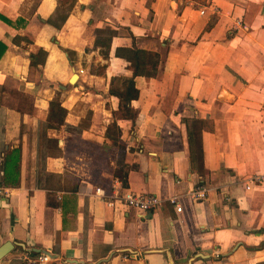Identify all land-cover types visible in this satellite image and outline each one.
<instances>
[{
	"label": "crops",
	"instance_id": "crops-1",
	"mask_svg": "<svg viewBox=\"0 0 264 264\" xmlns=\"http://www.w3.org/2000/svg\"><path fill=\"white\" fill-rule=\"evenodd\" d=\"M60 14L61 27L47 22ZM99 30L114 34L109 58ZM134 43L162 61L157 77L135 79L133 121L118 118L110 88L133 74L115 53ZM5 46L0 175L12 150L20 163L18 184L0 195V246L14 243L0 264H264V183L246 188L264 174V0H74L59 14L58 0H0ZM40 48L47 56L32 69ZM79 68L86 76L60 98L65 124L49 128L50 102ZM114 118L125 153L106 135ZM188 119L205 126L202 173ZM123 168L127 186L115 175ZM126 191L176 196L182 211L169 201L145 214L106 204ZM27 251L50 259L32 263Z\"/></svg>",
	"mask_w": 264,
	"mask_h": 264
},
{
	"label": "trees",
	"instance_id": "trees-1",
	"mask_svg": "<svg viewBox=\"0 0 264 264\" xmlns=\"http://www.w3.org/2000/svg\"><path fill=\"white\" fill-rule=\"evenodd\" d=\"M74 0H58V14L59 11H65L67 7H70ZM67 14H60L56 18H50L48 23L53 24L56 27H61L66 21ZM112 31L99 30L96 37V46L101 47V53L104 57L109 58V50L113 39ZM6 46L0 52V57L5 51ZM116 56L129 61L132 65L133 74L131 76H115L111 79L110 94L119 98V110L116 113L118 118H125L135 120L137 117V110L132 106V101L136 100L140 96V90L136 86V77L144 76L147 78L157 77L159 74V66L162 61L161 54L156 51L146 50L140 48L134 43L131 47H118L116 49ZM47 56V52L40 48L37 53L31 55L30 66L35 69L38 64L44 62ZM34 71V70H33ZM77 77H74L76 80ZM67 115V109L62 106V101L59 96L53 98L50 102L48 124L49 128H59L65 124V118ZM188 128L189 143L191 148V163L192 169L203 172V146L201 134L205 127L199 119L186 120ZM107 137L112 141L114 146H118L120 152L127 151L126 145L122 143L121 135L122 131L119 127L117 120L114 118L112 123L107 127ZM49 143L50 154H55L60 151L58 146V140L54 138H48L47 135H43ZM20 163V150L14 149L11 153L7 154L6 162L2 167V173L0 175V185L16 186L18 184ZM116 177H118L124 186L128 184V168H123L115 171ZM29 258L35 259L41 254L35 251H27Z\"/></svg>",
	"mask_w": 264,
	"mask_h": 264
},
{
	"label": "built area",
	"instance_id": "built-area-1",
	"mask_svg": "<svg viewBox=\"0 0 264 264\" xmlns=\"http://www.w3.org/2000/svg\"><path fill=\"white\" fill-rule=\"evenodd\" d=\"M201 12L202 14L205 13L204 10H202ZM215 12H217V9H215ZM257 183H264V174L256 175L252 179H250L248 184L246 185V188L251 189L252 185ZM5 192L6 189L2 185H0V195ZM96 194L105 195L103 189L101 188H98L96 190ZM194 197L196 199H204L206 197L205 190L203 188H199L194 192ZM166 201H169L172 205H174L177 211H182V207L179 203L178 197L176 196L164 199L157 194L136 193L132 191H126L123 194H113L109 199L106 200V204L114 209L127 207L135 209L139 213L145 214L160 209ZM49 259L50 256L43 254L35 259L29 258V261L32 263H37L48 261Z\"/></svg>",
	"mask_w": 264,
	"mask_h": 264
},
{
	"label": "rangeland",
	"instance_id": "rangeland-1",
	"mask_svg": "<svg viewBox=\"0 0 264 264\" xmlns=\"http://www.w3.org/2000/svg\"><path fill=\"white\" fill-rule=\"evenodd\" d=\"M90 71H94V69L93 68H91L90 69ZM73 73H77V74H82V78L83 77H85L86 76V74L85 73H83V70H81L80 68L79 69H69V72H68V77H70ZM68 77L65 79V81L67 80L68 81ZM64 81V80H63ZM81 81V80H80ZM80 81L78 82H76L75 84L74 83H69V82H67V89L65 90V91H63V92H61L60 93V98L61 99H67L68 98V96L70 95V94H72V92L73 91H76L75 90V86H79L80 84ZM56 84V83H55ZM86 86H84L83 88H80L79 87V90L82 92V91H85L86 90V88H85ZM55 88V90H57L58 91V89H60L59 87H57V85L54 87ZM79 91V92H80ZM28 100V99H27ZM27 102V101H26ZM88 118H86V120H84V124H87V120L89 119V117H90V115H91V113H90V111H88Z\"/></svg>",
	"mask_w": 264,
	"mask_h": 264
},
{
	"label": "water",
	"instance_id": "water-1",
	"mask_svg": "<svg viewBox=\"0 0 264 264\" xmlns=\"http://www.w3.org/2000/svg\"><path fill=\"white\" fill-rule=\"evenodd\" d=\"M74 77H77L76 80H73ZM77 80H78V74L75 73L72 76V78L70 79V83H74L75 84ZM13 249H14V243H12L11 241H8L5 244H3L2 246H0V260L2 258H4L6 255H8ZM46 255H48V253ZM101 262H99L97 264H100Z\"/></svg>",
	"mask_w": 264,
	"mask_h": 264
}]
</instances>
